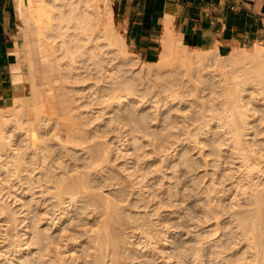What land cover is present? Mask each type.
<instances>
[{
    "label": "bare ground",
    "instance_id": "6f19581e",
    "mask_svg": "<svg viewBox=\"0 0 264 264\" xmlns=\"http://www.w3.org/2000/svg\"><path fill=\"white\" fill-rule=\"evenodd\" d=\"M50 1L52 2L48 3ZM109 1H108V4H109ZM58 2H63V3H61L60 5ZM28 3L34 6L31 9L33 10V12L34 11L37 12V15L40 18V20L36 21L32 29L30 30V32L24 36L23 51L21 53V56H19V58L18 57L16 58V63H14L13 66L11 65L12 66L11 73L14 74L13 75L14 77L15 71L17 72L16 74V76H18L17 81L18 79H19V82L21 81V87L20 89H18L19 90L18 92L14 93L13 95L14 100L10 102L11 104L12 103L13 104L19 103V104L18 105L15 104L16 107H13L10 112H6V113H9V114H5L6 116L3 113H2L3 115L0 116V186H3V188L0 189V196L2 195L1 192H4L6 189V191L3 193L1 198H3V196L5 195L7 198H10L13 196H14L13 198H15L16 196L14 194H17L16 191L21 188L23 190L22 192H24L25 195L28 192H30L31 195L37 194L38 200L35 201L34 205L36 204V207H37L39 203V205H41V209H43V212L39 213L41 215L39 216L40 217L39 219L42 221L44 217L49 215L48 216L49 222H46V224H48L47 225L48 227L47 226L46 227L48 230H50V228L56 225V223L62 221L63 218H66L69 215V212L67 211L69 209L67 208H69L71 205H74V203L78 202L79 200H76L78 199V194H84L85 189H87L86 182H84L85 180L83 179V173H81L78 167H71V165H69L67 162V157L69 155L68 154L69 148L70 147L72 148L75 146L81 147L84 144V142L80 140L81 139L79 138L80 135L78 136L79 132L76 131L77 129H75V127L73 126L74 125L73 122L70 121L71 120L70 113L72 112L71 110L73 109L71 104H69L68 102L69 101L68 95L71 94V92L69 93L70 87L73 86V88H75V91L73 93H76L74 96L78 98L79 91L81 92L82 89L80 88L78 89L79 90L78 91L76 87L78 88L79 85L80 87H82L81 86L82 84H84L85 86H90L88 83H90V81L91 82L93 81L92 85L95 89L93 90L94 92H92L93 93L92 100L94 101V103L92 102V105L95 106V105L105 104L104 106H102L103 108H101L100 111L103 110L104 112V110L108 108L110 111L112 110L115 113L117 112L116 111L117 109L115 108L114 110L112 106L115 104L118 107V105L122 101H126V99L132 98L135 92V89H133L134 87H132L131 85L132 83L130 79L126 80L122 76H125L126 73L128 72L127 75L129 74L130 78L131 77L133 78L135 74L131 72V70L129 69L130 73L133 75L132 76L129 73V71L125 72V70L123 69L124 66L125 68H128L129 66L132 65V63H128L130 61L128 60L129 58L127 57L128 52L124 50V47H127V46L125 45L123 35H121L117 31V29H115V26H113V21H112L113 13H112V8H111L112 6L111 7L105 6L104 8L105 10L104 12H102L101 8L99 7V0H66V1L65 0H43V1L41 0L40 5H39V2L35 3L34 1L29 0ZM23 6L24 4L20 0L17 6V10L21 11ZM162 46H163V49L160 52L161 54L159 56L160 58H158L156 62L147 63L150 65L149 69L151 68V66L152 67L154 66L153 68L159 66L160 69L159 68L158 69L161 71L162 67L160 66H162V64L166 65V62H165L167 61L166 59L172 60V58L173 59L175 58L179 61V62L177 61L179 65H181L180 71H182V67L186 66V68L189 71L184 68L185 70H187L185 74L189 73L188 75H190V73L192 74V72L198 73V75L195 74L196 78L195 77L194 78L197 79V77L198 78L201 77V80H202L201 82L206 84L207 90H209V92L207 91V94H206L207 98H205L206 97L205 96L204 97L205 99H203V97L201 96L202 99L200 98V100L202 101L201 102H199V100L197 101L200 103V104L198 103V105L202 104L201 108L204 109V110L202 109L203 111H200L199 120H201V123L199 124H203L201 125L202 127L211 126L210 127L211 130H213V128L215 130L218 129L216 131H218L221 137L218 143V147L220 148V151L225 150L226 151L225 153H228V154L226 156L224 155L223 157L219 155L220 151H218L217 154L219 156L217 155V158L215 157L216 160L215 159L211 160V152L213 151H210L208 148H206L209 150V154H206V153L203 154L202 152V154L200 155L201 156L203 155L202 157L204 158V161H205V157H207L206 159H208V157L210 156L209 159L211 160V162L209 160H206L210 162V163L206 162L209 165V167L207 168H211L210 165H213V164L215 168L212 166L213 167L211 168L212 170L216 168L218 169L220 165L225 167V169L219 175L220 177L218 178L221 181L222 179H224L223 177H227L230 173H232V175L230 174V176L232 177L234 173V174L239 175L240 178L243 177L244 179L248 181L245 185L239 184L240 180L238 182L234 181L236 184H233V192L234 191L236 192L234 193V195H232L234 196L232 197L233 200L231 199L230 201H232L231 203L235 204L236 196L239 194L238 191L241 189L239 195H241V197L243 196L244 205H241V207L243 206L244 210H241L240 212H235V217L234 218L232 217L233 219L231 220L230 223H228L229 225L231 224L232 227H230L226 223L227 228L229 226L230 230L228 233H223V232L221 233L224 239L220 245L210 244L208 246L206 245L207 247H204V242H203L205 238H208L214 234H217V232L220 229H222V227H220L222 225L219 226L217 221H220L219 219L223 218L222 216H226L225 215L226 213H220L219 209L215 208V205H213L214 207H212L211 206L212 204L210 203L211 204L210 207H208L207 210H204L205 212L201 213L202 215L198 214L197 217L194 219L193 223H189L187 226L186 225L183 226L186 237L184 238V240L180 242V245H179L181 247L177 254L181 258V261L179 262V264H197L199 260L198 254L201 251L205 252L206 249L208 251L207 255L209 256V258H212L213 256L219 257L221 255V252H216L214 250L216 247H213V246H231V245L235 246L233 242V238L236 237L237 239L247 241L249 240L248 237L250 236V234L253 235V239L249 240L250 242H248L247 246H249V248L253 249L254 251L252 260H250L252 261L251 263L254 264V261L256 260V258L259 257L264 252V238H263V235L259 232V229H260L259 224L256 223V219H259L261 217L263 207H264V178H261V176L264 177V138L260 142V145L259 143H257L258 141L257 142L247 141V139L245 138L248 137L249 135V132H248L249 128H254L258 125L261 126V127L258 126V128H262L261 133L264 135V114H263V117L258 119L259 121L257 122L258 125H255V124L251 125L252 122H255V120H257V117L255 116L256 113H254L253 110L251 111L249 107L251 104L250 99H252L254 102L255 101L259 103L260 101L262 103L264 102V46L256 45L255 49L252 52H245V51L239 52L236 50H232L225 56L218 54L216 50L206 51V50L193 49L194 51L193 52V51H188L186 49V45L183 44L175 36H172V34H170L168 31H166V34L162 39ZM212 56L215 57L217 61L220 58H222L223 61H220V62L225 64V66L229 67L228 73L225 71L226 74H224V76L222 75V77L224 78L223 79L219 78L221 80L217 81V83H214V81L217 80L215 78L218 74H220V72H218L219 69H217L218 67H216L217 64H215L214 66L209 61L210 58L211 59L213 58ZM217 61H215V63ZM220 62H217V63H220ZM126 65L128 67H126ZM165 65L164 67L167 66ZM164 67H163V70L165 69ZM119 68L124 70L125 75L120 74V72L123 74V70L121 71ZM177 68H179V66ZM242 68L243 69L246 68L248 71L252 72L251 77H246L247 74L245 76V72L247 70L243 72L244 74H242L243 75L242 76L240 74L242 71H244V70H241ZM166 70H167V67L165 71ZM223 70L224 69H222V71ZM188 78H190V76H188ZM194 80L192 81V83L194 82ZM197 83L195 80V85ZM200 83H198V85ZM103 84L105 87L104 86L100 87V85H103ZM134 84L136 85L137 83L134 82ZM151 84L153 85L152 81H151ZM185 84L189 86V84L186 82L184 83V88H186ZM92 85L90 86L91 88H92ZM195 85L193 84V87ZM209 86L211 87L209 88ZM189 87H190L189 89H191V86ZM217 87H220L221 89ZM198 88H197V92L200 89ZM215 88L216 90H214ZM160 89L162 88L160 87ZM172 89H173V86H172ZM217 89H219V91L220 90L222 91L219 92L217 91ZM73 90L74 89H72L71 91ZM188 91L189 90H187V92ZM202 91L204 94L206 93L204 90ZM161 92L159 93L161 94ZM168 92H170V90ZM173 92L169 94H172ZM182 92H185V91H182ZM197 92L195 94L199 93ZM83 93H84V90H83ZM83 93L81 97H84ZM137 94H140V93H137ZM191 94L192 93H190V95ZM131 95L133 96L130 97ZM177 95L181 96L182 94L181 95L177 94ZM177 95L175 94L171 95L172 99L174 100L169 98L170 95L168 97L166 95V97H164L163 99H159V98L158 99L155 98L154 100L151 99V102H152V103L150 102L152 104L151 107L156 108L157 109L156 111H159V109L161 111V107H163L162 111L164 110L165 107H166L165 110H167V105L169 102L173 103L175 99L177 100L180 99V97L177 98ZM198 95H201V92ZM71 96L73 95L71 94L69 97ZM139 98H142V97H139ZM183 98L185 97L183 96ZM80 99L82 100V98ZM80 99L78 100L74 99V100L79 101ZM183 100H179L180 104H181V101L183 102ZM7 103H4L5 106ZM133 106H135V104ZM0 107L2 108V106ZM1 108H0V112L2 110ZM127 109H130V108L127 107L126 111ZM3 110L4 112L6 111L5 109ZM123 110L124 112H126L125 109ZM173 110H170V111H173ZM175 111L176 110H174V114H176ZM250 111L253 113L249 114L248 112ZM101 112H100V115H102ZM120 112L121 111H119V113ZM124 112L122 111L121 113H124ZM178 112L182 113V110L181 112L178 110ZM178 112H177V115H175L174 117L173 116L171 117L173 113L170 115L169 109H168V112L161 113L159 116L161 117V120L158 123L159 126L157 127L155 125L156 120H157V117H156L157 113L156 115L154 114L155 115L154 117L150 115L149 113H145V114L150 115V117L149 115L148 117L150 118L151 122H154L155 120L154 123H151L152 125H155V127L154 128L149 127L150 131L147 133L148 136L150 133V138L151 136L153 138V135L155 136L156 133H159L157 131H170L171 128H172L171 132H173L174 127L177 128V125L179 126V124L183 122V118L180 119L182 120L180 121L178 120L179 117L178 118L176 117L180 115L178 114ZM184 112L182 114H184ZM129 114L130 113H128L127 115L126 113L128 117H129ZM116 115H119V114H116ZM60 116H63L64 117L63 119H65L66 121L68 120V122H65V121L62 122V119H61L62 123H60V119L58 118ZM125 119H128V118H125ZM185 120H184V123L186 122ZM114 121H111V123ZM125 121L124 123H126ZM140 123L143 124L144 121L143 123L142 122ZM180 126H183V124ZM183 127L180 129L177 128L175 130L176 131L178 130L181 131L182 129L185 130V128ZM146 128L144 129L143 127L144 130H146ZM141 129H139L140 132H141ZM187 132L188 131H186L185 133ZM157 135L158 134H156V136ZM171 135L172 134H170V136ZM193 135L190 133L185 138L184 137L180 138L176 136V139H175L176 141L173 140L174 142L172 141V143H170L169 145L168 143H166L165 140L160 142L161 140L159 139L160 141L158 142L155 139L156 138L155 137L153 140H156V142L158 143L154 144L153 142L155 141L152 140L151 145L154 144L153 146L154 148L155 147L164 148L163 151L165 153L164 155L166 156V154H171V152H175V150L177 149L179 145L187 144L190 138L193 137ZM164 136L165 134L163 135V137ZM159 137H157V139ZM197 140L199 141V139H196V141ZM185 141H187V143ZM203 142L205 141H202V142L199 141L198 143L197 142L196 143L202 144ZM255 143H257L258 145ZM143 146H146V145H143ZM203 146H204V143H203ZM153 147H150V148H153ZM100 149L103 150V148H100ZM100 149H99V152H100ZM157 150L159 151L160 149H157ZM181 150L183 149L181 148ZM186 150H183L185 151L184 152L185 154H186ZM196 150L197 148L195 149V151ZM200 151L201 150H199V152ZM101 152L99 154H101ZM175 153L173 154V156L175 155ZM90 157H93V156H90ZM101 157L103 158V154L101 155ZM101 157H99L98 155V158H100V161L103 160V159L101 160ZM185 157L187 156H184V158L181 157L180 160L178 159L179 160L178 164L181 165L183 162H185ZM95 158L97 159V157ZM162 159L160 158L161 163H162ZM97 162L99 163V161ZM93 163L96 164V161H94ZM93 163H89V164H91L92 166ZM187 163L188 162H186L185 164ZM206 163H202V164H205V166H207ZM185 164H182V165L186 167L187 165L185 166ZM226 164L227 165L230 164L229 167L232 165L231 168H227L228 166L226 167ZM83 165L86 166V164H83ZM88 166L90 167V165ZM174 170L176 169L174 168ZM189 171L187 173H189ZM180 172L182 173L183 171L181 170ZM212 173L214 174V172ZM182 176L184 177V174ZM197 177L198 176H196V178ZM232 177H230L231 180H232ZM236 177L237 176H235L234 178ZM181 179L182 178H180L179 180ZM181 181L183 182V180ZM182 187L183 186H181V188ZM186 188H187V185L186 187L184 186V188H182L180 192L182 196H184L183 194L186 193L184 192V191H187ZM111 197L112 198L110 199L112 202L113 196ZM50 201L53 203L49 204ZM28 203L30 202L28 201ZM46 204L51 205L50 207L48 205L49 209H46L45 207ZM43 205L45 206L42 207ZM101 205L105 206L104 204H101ZM59 206H61L60 209H53L56 207L59 208ZM237 206H240V205L237 204ZM27 207L34 208L32 207V205L27 206ZM232 207H234V205H232ZM28 208H27V211H28ZM50 208H52L54 211L52 212ZM35 210L32 209L33 212ZM48 210H50L52 213ZM222 211L224 210H221V212ZM4 212L5 211L0 210V222H2L0 223V264H12V261H15L16 257H19V258L21 257V254L19 256H17L16 254L19 253L20 247L24 244V243H21V236L26 235V233L22 235L19 234L18 229L20 228H18V226L24 223L25 219H27L26 218L27 216L26 214H24L20 216V217H23L24 219L19 220L18 219L19 217L17 218L14 217L16 213L13 212V214L10 213L11 216H9V214L7 215L9 216L8 219L3 220L2 218L5 216ZM36 212L37 211H35L34 213L35 215L33 214L32 215L37 217L39 214ZM21 213L23 212L20 211V213L18 214H21ZM74 214H77V212L75 211ZM182 218L183 216H180L179 221L182 220ZM45 219L46 218H44V220ZM211 219L216 220L214 221L216 222L214 232L203 234V235H202V233H204L203 231L198 233V230H199L198 228L201 226V224L205 222H209ZM246 223H249V225L246 226L247 225ZM37 227L38 226H36L35 228L37 229ZM99 228H97V230L95 231L94 230L91 231L94 235H93V239L91 240L90 245L87 246L86 248L87 251L85 254V259H84L83 264H106V257H110L111 255H112L111 256L112 260H114V253H112L109 249L110 244H111L110 241H112V239L110 238L111 236L108 235L109 233L107 234V231L103 232L104 230L101 229L102 228L101 226ZM168 229L169 228L159 233L158 236L161 239H165V235ZM41 231L38 234L39 238H41V241L37 242L38 243V250L36 252L37 258L33 259V261H28L27 263L25 262L24 264H47L45 261H43V258H42L43 255L39 254L40 251L42 250H45L47 253L46 254L48 256L47 260L49 261L48 264H53L54 262L52 258L54 256L52 254L58 256L61 261L63 256L66 257V253L70 250L68 249L69 246L73 245L71 243L72 239L71 238L69 239L68 236L64 234L63 235L60 234L61 236V237L59 236L60 238L54 237L52 235L46 237L43 235L44 231L43 230ZM150 232L151 231H149V233L147 232L145 233L150 234ZM141 233H144V232H141ZM180 237L181 236H179L178 238ZM213 240L215 239L213 238ZM220 240L221 238L218 241ZM25 243L28 244L29 241H26ZM140 245H142L143 249L145 248L147 250L151 249V246H150L151 241L149 239L145 238L144 242L140 241ZM150 252L151 254L153 253L152 250L149 251V253Z\"/></svg>",
    "mask_w": 264,
    "mask_h": 264
},
{
    "label": "rangeland",
    "instance_id": "374dc122",
    "mask_svg": "<svg viewBox=\"0 0 264 264\" xmlns=\"http://www.w3.org/2000/svg\"><path fill=\"white\" fill-rule=\"evenodd\" d=\"M33 1L35 3L39 2V5H40L41 0H33ZM108 1L109 0H99V7L101 8L102 12H104L105 6H107V7L112 6V4H111L112 0H110L111 2L109 1V4H108ZM51 2L52 1H50L48 3H51ZM58 3L61 5V3H63V2H58ZM59 4H57V5H59ZM90 4H92V3H90ZM32 7H34V6H32L30 3L27 2L22 7L21 11L17 10V27H16V30L14 33V54H15L16 58L17 57L19 58V56H21V53L23 51L24 36L30 32V30L34 26L35 22L40 20V18L37 15V12L34 11L35 12L34 13L33 10L31 9ZM111 8H112V13H113L112 14L113 26H115V29H117V31L121 35H123V37H124V30H123V28H122V26H121V24H120V22L116 16V14H115L113 6ZM124 42H125V45L127 46V47H124V50L128 52L127 57L129 58L128 60L130 61L128 63H132V65L129 67L126 65V67H128V68H125V66L124 67L121 66V67H123L125 72L129 71V73H130V70H131V72H133L135 74L133 76L130 73L134 79L132 77H131L132 78L131 79L129 74L127 75L128 72L126 73V75H127L126 76L124 74V70L120 69L121 67L119 69L121 71L123 70V74L120 72V70H119V72L121 75H125L122 77L125 78L126 80L130 79V81L132 83L131 85H132V87H134L133 89H135V92L133 94L134 96L133 95L130 96V97L133 96L132 98L126 99V101H122L118 105V107L115 104L112 106V108H114V110H115V108L117 109L116 110L117 112L114 113V111H112V110L110 111L108 108H106V110H104V112H103V110H101L102 111L101 112L100 109L103 108L102 106H104L105 104L95 105L96 107L94 105H92V102L94 103V101L92 100L93 99V93L92 92H94L93 90L95 89L92 85L93 81L92 82L90 81V83H88L90 86L92 85V88L90 86H85L84 84L81 85L82 87H80V85L78 86V88L76 87L77 90L80 88L82 89L81 92L78 90L79 91V97L78 98L76 96H74L76 93H73L75 91V88H73V86L70 87L69 93L71 92V94L75 97V98L73 96L69 97L71 94L68 95V100H69L68 102H69V104H71V106L73 108V109L71 108L72 112L70 113V119H71L70 121L73 122V124H74L73 126L75 127V129H77L76 131L79 132L78 136L80 135L79 138H81L80 140H82L84 142V144L81 147L80 146L76 147L75 145H73L75 147L69 148V151H68L69 155L67 157V162L69 165H71V167H78L79 170L81 171V173H83V179L85 180L84 182H86V185H87L86 188L87 189H85L84 194H78V199H76V200H79L78 202L74 203V205H71L72 207L70 206L69 208H67V209H69V210H67L69 212V215H70V216L69 215L67 216L69 218H67V217L63 218L62 221L56 223V225H54L52 228H50V230H48L47 229L48 224H46V222H49V218H48L49 215L48 216L45 215L46 217H44L48 221L46 219L44 220V218L41 221L39 219L40 218L39 216H41L39 213L40 212L42 213L43 209H41V205H39V203H38L37 207H36V204L34 205L35 201L38 200L37 194L31 195V193L28 192L25 195L24 192H22L23 190L21 188V189H18L16 191L17 194H14L16 196L15 198H13L14 196L7 198L6 195L3 196V198H1L3 193L6 191V189L4 192H1L2 195L0 196V210L5 211L4 214L7 217L6 218L4 216L2 218L3 220L8 219V217L11 216V214H13V212L16 213L14 217H16V218L19 217L18 218L19 220L24 219L23 217H20V216H22L24 214H26V216H27L26 217L27 219H25L24 223H22L21 225L18 226V228H20V229H18L19 234L22 235V234L26 233V235L21 236V243H24V244L20 247L19 253L16 254L17 256H19L21 254V257L20 258L16 257L15 261H12V264H20V263L24 264L25 262L27 263L28 261H33V259L37 258V255H36V252L38 250V243L37 242L41 241V238H39L38 234L41 230L44 231L43 235L46 237L52 235V236L58 238L60 236V234L61 235L64 234V235L68 236L69 239L71 238L73 240V241L71 240V243L73 245L69 246L68 249H70V250L66 253V257L63 256L61 261H60L58 256L52 254L54 256V257H52L54 260L53 264H83L84 259H85V254L87 251L86 248H87V246L90 245L91 240L93 239V235H94L91 231L97 230V228H99L100 226L102 227L101 229L104 230V231L103 230L102 231L103 232L107 231V234L109 233L108 235L111 236L110 238L112 239V241H110L111 244H110L109 249L112 253H114V260H112V257H111L112 255L110 257H106V264H179V262L181 261L180 256L177 255L179 252V249L181 248L179 245H180V242L182 240H184V238L186 237V234L184 233V228H183L184 225L187 226L189 223H193L194 219L197 217L198 214L205 212L204 210H207L211 204H212L211 205L212 207H214L213 205H215V208L219 209L220 213H226L225 214L226 216H222L223 218L219 219L220 221H217L219 226L222 225V226H220V227H222V229H220L217 232V234H214L215 236L212 235L208 238H205V240L204 241L202 240V241L204 242V247H207L210 244L211 245H216V244L220 245L224 239V237H222L221 233L222 232L223 233L229 232V230H230L229 226L232 227V225L231 224L229 225L228 223H230L231 220L235 217V212H240L241 210H244V207L243 206L241 207V205H244L243 196L241 197V195H239L241 189L238 191L239 194L236 196L235 204L231 203L232 201H230V200L232 199V197H234L232 195H234V193L236 192V191L233 192V184H236L235 182L236 181L238 182L240 180L239 184L245 185L248 181L246 179H244L243 177L240 178L239 175L234 174V173H233V177H232V176H230V174L232 175V173H230L227 177H223L224 179H222V181H223L222 182L218 178L220 177L219 175L222 173V171L225 169V167L220 165L218 169L217 168L213 169L214 170L213 171L211 169L214 167L213 166L214 164H213V165H210L211 168H207V167H209L208 163H210L211 160H213V159L216 160V158H217V155H218L217 153H218V151H220V148L218 147V143H219V140L221 138L218 131H216L218 129L215 130L213 128V130H211L210 129L211 126L210 127H208V126L202 127L201 125H203V124H199V123H201V120H199L200 111H203L204 109L201 108L202 104L198 105V103L202 101V100H200L201 96L203 97V99L207 98V96H206L207 91L209 92V90H207V85L204 84L203 82H201L202 81L201 77H199V78L197 77V79H195L196 78L195 74L198 75V73L192 72L193 76L191 73H190V75H188L189 73L185 74L186 71L188 70L186 68V66L182 67V71H180L181 65H179V63H178L179 61L175 58L174 59L172 58V60L166 59L167 61H165V62H166L167 66L165 64H162V66H160V67H162L161 71L159 70L160 69L159 66L155 67V68H153L154 66L153 67L151 66V68L149 69L150 65L147 63L156 62L158 60V58H160L159 56L161 54L159 53L158 56L152 60H144L131 49V47L125 41V37H124ZM258 45L264 46V44H258ZM255 47H256V44L252 45V46L242 47V48H235L233 50H236L239 52H244V51L245 52H252L255 49ZM162 49H163V46H162L160 52L162 51ZM186 49L188 51H193L192 48H189L187 46H186ZM221 55L225 56L226 54H221ZM220 59H222V58H220ZM220 59L217 61L216 58L213 57L212 59L210 58V60H209L212 63V65L215 66V64H217L216 67H218L217 68V69H219L218 72H220V74H218L216 76L215 79H217V80L214 81V83H217V81L221 80L219 78H222V79L224 78V77H222V75L224 76V74H226L225 71L228 73L229 67H227V66H225V64L221 63L220 61H223V59L222 60H220ZM215 61L220 62V63H217V62L215 63ZM14 63H16V61ZM164 65L167 67L166 71H165L166 67H164ZM178 66H179V68H177ZM163 67L165 68L164 70H163ZM225 67H227V68H225ZM184 68L187 70H185ZM220 68H221V70H220ZM222 69H224V70L222 71ZM156 70H158V71H156ZM241 70H244L242 72L239 70L241 72L240 74L242 75V74H244L243 72H245V70H247V69L242 68ZM183 71H185V72H183ZM246 72H248V73H246ZM246 72H245V76L247 74L246 77H251L252 72H250L248 70ZM16 74H17V72L15 71V76L13 77L14 74L11 73L10 81H9V85H8V91L5 93V96L3 97V99L0 96V98H1L0 106H2V108L0 107L2 109L0 112V114H1L0 116H2L3 114L4 115L9 114L6 112H10L13 107H16V105L19 104V103H15L16 104L15 105L13 103L12 104L10 103L11 101L14 100V98H13L14 93L18 92L19 91L18 89H20V87H21V81L19 82V79L17 81L18 76H16ZM183 74H185V75H183ZM188 76H190V78H188ZM139 77H140V79H139ZM194 79L196 80V83L200 80L198 83L201 82L202 85H201V83L199 85L197 83L196 85H198V86H196ZM137 80H139V81H137ZM147 80H149V81H147ZM150 80L152 81L153 85L151 84ZM193 80H194V82L192 83ZM144 81L146 83L148 82L147 83L148 86ZM134 82L137 83L138 85L136 84L137 85L136 86L134 84ZM186 82L189 84V86H191V89H189L190 87L187 84H185L186 88H184V83H186ZM189 82H191V83H189ZM141 83H142V85H141ZM133 84H134V86H133ZM193 84L196 86V88H195V86L193 87ZM103 86H104V84L100 85V87H103ZM143 86L145 87V89ZM172 86H173V89H172ZM199 86H201V87H199ZM205 86H206V88H205ZM160 87L162 89H160ZM166 87H167V89H166ZM210 87L211 86H209V88ZM71 88L74 90L71 91L72 90ZM83 88H85V89H83ZM136 88H137V90H136ZM197 88L199 89L198 90L199 93L197 92ZM217 88H220V87H217ZM186 89L189 90L190 92L189 91L187 92ZM83 90H84V93H83ZM165 90H167V91H165ZM169 90H170V92H168ZM181 90L185 91V92H182ZM202 90H204L206 93L204 94ZM214 90H216V88ZM193 91H194V93H193ZM217 91H219V89H217ZM220 91H222V90H220ZM159 92H161L162 95ZM164 92H166V93H164ZM171 92H173L172 93L173 95L174 94L175 95H177V94L181 95L182 94L185 98H183L182 95L181 96L177 95V98L180 97V99H178V100L175 99L174 102L172 101L173 103L169 102L167 105V110H165L166 109V107H165L164 110L162 111L163 107H161V111H160V109H159V111H156L157 110L156 108L151 107V105H152L151 99H153V100L155 98L156 99H158V98L163 99L164 97H166V95H167V97L170 95L169 98L172 99V97H171L172 94H169ZM196 92L198 94H200V92H201V95L195 94ZM82 93H83L84 97H81ZM137 93H140L143 96L140 94H137ZM190 93H192V94L190 95ZM202 93H203V95H202ZM163 94L164 95L166 94V95L164 96ZM139 97H142V98H139ZM181 97H182V99H181ZM80 98H82V100ZM89 98L91 99V101ZM74 99H77V100L80 99V100L75 101ZM168 99H166V100H168ZM208 99H209V97H208ZM172 100H174V99H172ZM179 100H183L184 103L181 101V104H180ZM191 100H193V101H191ZM198 100H199V102H197ZM70 101H72V102H70ZM192 102H194V103L196 102V103L194 104ZM255 102L252 99H250L251 104L249 107H250L251 111L253 110L254 113H256L255 116L257 117V120H255V122H252L251 125H254V124L258 125L257 124V122H259L258 119L263 117V114H264V104H263L264 102L263 103L261 101H260V103L259 102L255 103ZM4 103H7L6 106ZM134 104H135V106H133ZM190 104H191V106H190ZM87 105H89V106H87ZM192 105L194 108L192 107ZM127 107L130 108V109H127V111L129 110L130 112L126 111ZM3 109H5L6 111L4 112ZM123 109H125L126 112H124ZM168 109H169L170 115L173 113L171 115V117L172 116L174 117L175 115H177L178 110L180 112L182 110V113L185 111L184 114L178 112V114H180L181 116L180 115L176 116L177 118L179 117L178 120L183 118V122H181V123L184 126V127L180 126V125H182L180 123L179 126L177 125V128L180 129L183 127V128H185V130L184 129H182L181 131L178 130L179 131L178 132L175 130L177 128L174 127L173 132H171L172 128L170 131H157L160 134L159 133H156V134H158L160 137L158 135L156 136V134H155V136L153 135V138H152V136L150 138V133H149V136L147 134L150 131L149 127L154 128L155 125H156V127L159 126L158 123L161 120V117H159L160 114L168 112ZM173 109L176 110L175 111L176 114H174ZM170 110H173V111H170ZM99 111L102 113V115H100ZM119 111H121V112L123 111L124 113H121V112L119 113ZM133 111H135V112H133ZM251 111L248 113L252 114L253 112H251ZM131 112L133 113V115ZM126 113H127V115H128V113H130L129 117L126 115ZM145 113H149L153 117L157 113V115H156L157 120H156L155 125L151 124V123H154L155 120H154V122H151L150 118H149L150 115L145 114ZM259 113H260V115H259ZM116 114H119V115H116ZM142 115L143 116L145 115V116L143 117ZM148 115H149V117H148ZM119 116H120V118H119ZM96 117H98V118H96ZM58 118L60 119V123H62L64 121L68 122V120L66 121L65 119H63L64 118L63 116H60ZM125 118H128L129 120L125 119ZM251 118H253V117H251ZM61 119H62V122H61ZM123 120L124 121L126 120L125 121L126 123H124ZM145 120H146V122L148 121L147 122L148 124L145 122ZM184 120L186 121L185 123H184ZM111 121H114V122L111 123ZM143 121L145 124L143 123ZM180 121H182V120H180ZM140 122H142L143 124H141ZM138 123H140V124H138ZM194 125H195V127L196 126L197 127L195 128ZM139 126H140V128H139ZM142 126L144 127V129L146 127H148V128H146V130H144ZM198 126H199V128H198ZM258 126L261 127L260 125H258ZM258 126L254 127L255 129L249 128V130H248L249 135L245 139H247V141H252V142L258 141L257 143H259V145H260V142L264 138V135L261 133L262 128H258ZM208 128L210 129V131ZM256 128H258V129H256ZM139 129H141V132L139 131ZM136 131H138V132H136ZM186 131H188V132L185 133ZM190 133L192 135L193 134H195V135H193V137L190 138L188 143H187V141H185L187 144H184V145L181 144L177 147L175 152L178 155L175 152H171L169 150L171 152V154H166V156H165L164 155L165 153L163 151L164 148H159V147L154 148L153 147L154 144L158 143L160 140H161L160 142L165 140L166 143H168V145H169L170 143H172L173 140L176 139V136H178L180 138H183V137L185 138ZM164 134H165V136L163 137ZM170 134H172L174 136H172V135L170 136ZM146 135H147V137H146ZM157 137H159V138L157 139ZM154 138L158 142H156V140H153ZM171 138H172V140H171ZM196 139H199V141H201V142L205 141L206 143L203 142L204 146H203V143L197 144L199 141L198 140L196 141ZM133 140L134 141L136 140L135 143ZM152 140L155 141V142H153L154 143L153 145H151ZM257 143H255V144H257ZM52 144H54V143H52ZM99 145H101V146H99ZM143 145H146V146H143ZM202 146L204 147V149ZM107 147H109V148H107ZM150 147H153V148H150ZM100 148H103V150ZM181 148L183 150L187 149L186 154L184 153L185 151L181 150ZM196 148H197V150L195 151ZM206 148H208L210 151H213V152H211V160L209 159L210 158V156H209L208 159H206L207 157H205V161H204V158L202 157L203 155L201 156L200 154H202V152H203V154L204 153L209 154V150ZM99 149H100V152L102 150L101 154H99L100 153ZM157 149H160V150L158 151ZM90 150H92V151H90ZM199 150H201V151L199 152ZM103 151H105V152H103ZM134 151H135V153H134ZM221 151L219 152L220 153L219 155H221L223 157H224V155L226 156L228 154V153H225L226 152L225 150H223L222 152ZM93 152H94V154H93ZM95 152H97V153H95ZM89 153H90V155H89ZM174 153H175V155L173 156ZM97 154L99 155V157H101V155L103 154V158L101 157V160L103 159L102 161H100V158H98ZM86 155H88V156H86ZM179 155H181V156H179ZM90 156H93V157H90ZM94 156L97 157L98 160ZM184 156L188 157V158L185 157V162L182 163V164H185L186 162H188L187 164H185V166L187 165L186 167H184L182 164L181 165L178 164L180 158L181 157L184 158ZM212 156H213V158H212ZM85 157H86V159H85ZM90 158H92V159H90ZM160 158L161 159L164 158V159H162V163L160 161ZM187 159L188 160L190 159V160L188 161ZM85 160H87L88 162ZM206 160H209L210 162L206 161ZM94 161H96L97 166H96V164L93 163ZM97 161H99V163ZM202 161H204V162H202ZM206 162H208V163H206ZM89 163H93L92 166ZM174 163L175 164L177 163L176 166ZM202 163H206L207 166H205V164H202ZM83 164H86V166H84ZM88 165H90V167ZM229 165L226 164V167L228 166L227 168H231L232 165L230 167H229ZM173 167L176 170H174ZM180 167H181V169H180ZM203 167H205V168H203ZM181 170L183 171L182 173L180 172ZM188 171H189V173H187ZM205 172H207V173H205ZM212 172H214V174ZM130 173H132V174H130ZM179 174H181V175H179ZM183 174H184V177L182 176ZM129 175H131V176H129ZM177 175H179V176H177ZM234 175L237 177L234 178L235 177ZM196 176H198V177L196 178ZM207 176H209V177H207ZM178 177L182 178L181 180H183V182L181 180H179L180 178H178ZM230 177H232V180L230 179ZM233 178H234V180H233ZM237 178H238V180H237ZM261 178H264V177L261 176ZM194 182H196V183H194ZM211 182H212V184H211ZM186 185H187L188 189L186 188L187 191H184L186 193L183 192L184 196H182L180 194V192H181L182 188H184V186L186 187ZM181 186H183V187L181 188ZM1 188H3V186H0V189ZM192 189H193V191H192ZM34 196H36V197H34ZM104 196H106V197H104ZM111 196H113L112 202L110 199V198H112ZM28 201L30 203H28ZM24 203H25V205H24ZM52 203L53 202L50 201L49 204H52ZM49 204H46V206L43 205L42 207L45 206L46 209H49L48 208ZM101 204H104L105 206H103ZM208 204H209V206H208ZM230 204L234 205V207H232V205H230ZM237 204L240 206H237ZM31 205L36 210L34 208H31V207L28 208L27 207V206H31ZM22 206H24V207H22ZM50 206L51 205H49V207ZM26 207L28 208V211H27ZM60 208H61V206H59V208L56 207L53 209H60ZM32 209L37 211L36 213L39 214L37 217L33 216V215H35L34 214L35 211L33 212ZM53 209L50 208V210L52 212L54 211ZM50 210H48V211H50ZM221 210H224V211L221 212ZM20 211H22L23 213L18 214V213H20ZM75 211L77 212V214H74ZM8 214H9V216H7ZM233 214H234V216H233ZM180 216H183V218H182V220L179 221ZM214 221H216V220L211 219L209 222H205V223L201 224V226L198 228L199 229L198 233H200L201 231L204 232V233H202V235L208 234V233H213L214 228H215V223H216ZM0 223H2V222H0ZM102 223H103V225H102ZM226 223L229 225L228 228L226 226L227 225ZM256 223L259 224V228H260L259 232L263 235V238H264V207H263L262 215L259 219H256ZM246 224H247L246 226L249 225V223H246ZM32 226H34V227H32ZM36 226H38L37 229L35 228ZM167 228H169V229L165 235V239H161L158 236L159 233L165 231ZM46 231H48V232H46ZM149 231H151L150 234H147V233H149ZM141 232H144V233H141ZM145 232H147V233H145ZM147 235H149V236H147ZM179 236H181V237L178 238ZM145 238L149 239L151 241V245H150L151 249H148V250L146 248L143 249L142 245H140V241L144 242ZM213 238L217 241L213 240ZM220 238H221V240L218 241ZM248 238H249V240H252L253 235L250 234V236ZM249 240H247V241L246 240H240V239H237L235 237V238H233V242H234L235 246H232V245L231 246H213V247H216L214 249L216 252H221V255L219 257L213 256L212 258H209V256L207 255V252H208L207 249L205 250V252L201 251L198 254L199 260H198L197 264H252L251 263L252 261H250V260H252L254 251H253V249H250L249 246H247L248 242H250ZM26 241H29V243H28L29 245L27 243H25ZM151 250L153 252L152 254H151V252L149 253V251H151ZM39 254L43 255V257H42L43 261H45L48 264L49 261L47 260L48 256L46 255L47 254L46 251L42 250V251H40ZM254 264H264V252L259 257L256 258V260L254 261Z\"/></svg>",
    "mask_w": 264,
    "mask_h": 264
},
{
    "label": "crops",
    "instance_id": "0c3cea01",
    "mask_svg": "<svg viewBox=\"0 0 264 264\" xmlns=\"http://www.w3.org/2000/svg\"><path fill=\"white\" fill-rule=\"evenodd\" d=\"M20 0H0V94L8 91L16 61L14 33ZM25 5L29 0H21ZM33 1V0H30ZM125 41L152 60L168 31L192 49L228 54L264 44V0H112Z\"/></svg>",
    "mask_w": 264,
    "mask_h": 264
}]
</instances>
